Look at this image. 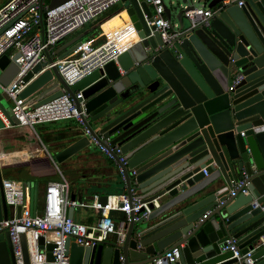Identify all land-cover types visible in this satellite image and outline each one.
<instances>
[{"label": "water", "instance_id": "1", "mask_svg": "<svg viewBox=\"0 0 264 264\" xmlns=\"http://www.w3.org/2000/svg\"><path fill=\"white\" fill-rule=\"evenodd\" d=\"M41 1L54 8L67 0ZM193 1L164 5L170 28L180 35L172 44L162 45L144 0H120L138 40L116 62L72 87L55 69L46 71L21 94L29 98L57 80L56 87L35 103L38 107L61 96L62 89L72 98L82 91L85 126L108 150L120 148L126 165L118 163L116 155L114 162L124 175L126 194L149 212L140 223L127 226L122 245L117 236L92 248L67 240L69 264H147L175 246L181 252L177 264H237L231 252L222 250L226 240L237 239L238 249L245 253L264 238V0H243L241 6L230 0L227 5L228 0H204L207 8L218 11L208 27L190 28L183 15L195 7ZM82 40L76 37L64 43L55 55L71 53ZM39 71L40 66L34 73ZM0 73L2 86L17 74L7 56L0 58ZM237 75L242 79L229 91ZM7 100L0 90V111L13 125L2 105ZM90 145L82 136L54 160L62 163ZM243 175L248 194L239 190L229 198ZM2 181L0 172V221H5L10 207ZM22 188L17 219L26 192L32 214L37 205V183L23 182ZM106 200L99 197L102 205ZM20 239L23 262L29 264L24 236ZM46 258L53 261L50 252ZM253 259L254 264H264V247ZM0 264H15L7 232L0 233Z\"/></svg>", "mask_w": 264, "mask_h": 264}, {"label": "built area", "instance_id": "2", "mask_svg": "<svg viewBox=\"0 0 264 264\" xmlns=\"http://www.w3.org/2000/svg\"><path fill=\"white\" fill-rule=\"evenodd\" d=\"M120 0H67L64 3L48 8L41 0H8L0 6V58L7 56L9 61L17 68V74L7 86L0 84V90L11 101V125L0 111V120L5 128H29L34 131L37 125L57 123L61 121H75L82 129L84 136L88 137L90 144L95 145L108 159L114 161L118 156V163L125 166L126 160L118 146H109L107 139H102L109 150L97 142L84 124L88 116L84 109L82 91L74 93L72 98L64 89L62 95L38 107H34L37 97L21 98V94L37 77L46 71L55 69L68 87H72L95 71L101 70L110 62H116L120 54L132 44L117 47L118 41L104 32V42L98 46L88 40H82L74 50L63 59H54V51L65 39L77 32L83 26L94 21L107 12ZM151 8L153 15L152 25L158 33L162 45H170L178 39L180 32L170 28L165 18L163 0H144ZM241 6L243 0L234 1ZM231 3L229 0L224 3ZM218 9H209L206 5L195 6L186 10L183 17L190 28L208 27L211 18ZM131 23V22H130ZM127 34L137 33L133 24L126 31ZM124 33L120 39H124ZM52 61L49 62L48 59ZM40 66V71L34 70ZM31 78L25 81L27 75ZM242 76H235L229 84L228 90L232 91L241 81ZM51 80L42 89L55 86ZM58 87H61L57 84ZM0 154V158H1ZM121 180L124 182L122 170L118 167ZM206 175V173L204 172ZM247 176L243 175L233 184L229 198H234L240 190L247 195ZM2 187L7 205L12 209L13 216L8 220L0 221V233L9 235L15 264H24L20 236L25 239L29 264H69V255L66 250V241L75 243L83 248H92L104 244L117 236V243L124 242L126 228L130 223H140L146 219L149 212L142 211L143 204L132 196L126 194L109 195L105 205L99 202V196L92 197L91 204L80 201H71L68 197V184L62 178L57 182H49L45 186L43 197V210L41 214L31 213L29 196L25 194V204L19 219L16 218V207L23 204V188L15 182L3 180ZM87 207L99 213L97 221L91 225L75 222L67 216V208L75 209ZM254 208L256 206H253ZM37 210V205H36ZM264 212V207H262ZM111 213H119V220L115 221ZM40 240L43 241L42 246ZM52 246L51 251L48 247ZM264 247V238L251 250L241 253L238 249V240L230 238L225 241L223 251L232 253L231 259H236L237 264H254L253 254ZM50 252L53 261H48L47 253ZM180 246L171 247L164 251L158 258L147 264H177L180 259Z\"/></svg>", "mask_w": 264, "mask_h": 264}, {"label": "crops", "instance_id": "3", "mask_svg": "<svg viewBox=\"0 0 264 264\" xmlns=\"http://www.w3.org/2000/svg\"><path fill=\"white\" fill-rule=\"evenodd\" d=\"M4 3H1L0 6ZM202 4L207 6L205 2ZM123 12L126 13L123 5L120 2L117 3L103 15L87 24L84 34H79V29L57 48L76 37H81L98 46L104 42V32L118 41L119 49L136 42L138 39L135 36L136 39L133 40V33H126L129 27L124 26V21L120 19ZM174 24L176 27L177 22ZM121 33H124V39H120ZM67 56L68 52H64L59 55V58L56 55L53 58L59 60ZM43 93V90L37 92L36 100L40 99ZM8 104L11 107V101ZM2 105L4 107V102ZM82 136H84L82 129L75 121L41 124L32 131L29 128L19 127L7 129L0 120V154L2 155L0 172L2 179L15 182L22 187L23 182L37 183V214H41L43 210L46 184L60 181L62 178L67 181L69 199L73 195L76 201L83 203L91 204L94 195L107 197L126 193V185L121 180L117 165L101 153L96 146L90 149L85 148L62 163L55 162L57 154ZM69 210L71 208H67V214ZM12 216L13 211L10 208L9 218ZM120 216L119 213H111V217L115 221L119 220ZM98 218L99 213L87 207L75 208L72 212V219L83 225L91 226Z\"/></svg>", "mask_w": 264, "mask_h": 264}, {"label": "rangeland", "instance_id": "4", "mask_svg": "<svg viewBox=\"0 0 264 264\" xmlns=\"http://www.w3.org/2000/svg\"><path fill=\"white\" fill-rule=\"evenodd\" d=\"M6 1H8V0H0V4L1 3H3V2H6ZM173 1H175V0H163V3H164V5L165 6H167L168 8L169 7H171V3L173 2ZM179 1V0H178ZM203 2H205L204 0H194L193 1V3H194V5L197 7V6H202L203 4ZM205 4H206V2H205ZM183 7H185V6H183ZM174 16V15H173ZM184 22H185V24H187L188 23V21L186 20V19H184ZM172 23H176V20H175V18L174 17H172ZM87 29V25H85V26H83L78 32H79V34H84V30H86ZM57 82V80H55V83ZM35 97H37V95L35 96ZM8 102L9 101H5L4 102V107H5V109L9 112V114H10V111H11V107H10V105L8 104ZM90 148H95V145H93V144H91L90 145V147H89V149ZM40 200H41V198H40Z\"/></svg>", "mask_w": 264, "mask_h": 264}, {"label": "bare ground", "instance_id": "5", "mask_svg": "<svg viewBox=\"0 0 264 264\" xmlns=\"http://www.w3.org/2000/svg\"><path fill=\"white\" fill-rule=\"evenodd\" d=\"M120 19L124 21V23H123L124 26L129 27V29H130L131 23H130L129 18L125 12L121 13ZM132 35H134V37H133L134 39L133 38L132 39L135 40L136 39L135 34H132Z\"/></svg>", "mask_w": 264, "mask_h": 264}]
</instances>
